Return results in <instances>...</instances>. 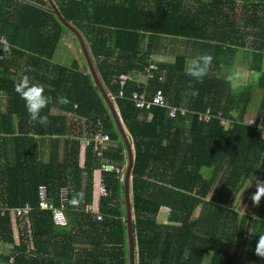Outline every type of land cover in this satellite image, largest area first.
<instances>
[{
  "label": "trees",
  "instance_id": "1",
  "mask_svg": "<svg viewBox=\"0 0 264 264\" xmlns=\"http://www.w3.org/2000/svg\"><path fill=\"white\" fill-rule=\"evenodd\" d=\"M52 2L57 10L49 0H0V209L31 207L29 232L22 228L20 245L14 244L10 215L0 213V240L13 245L2 254L4 261L14 253V264L131 263L129 151L91 69L77 58L70 64L55 60L63 32L75 35L62 18L79 31L133 140L135 264H264L254 254L264 235V198L258 206L237 209L248 178L264 180V0ZM236 5L242 7L238 20ZM3 40L11 45L10 56ZM205 53L213 56L208 74L189 88V64ZM155 55L173 59L155 61ZM82 56L88 62L84 50ZM237 57L239 65L259 73L239 91L223 77ZM149 61L157 69L139 83L133 74L145 76ZM122 73L132 77L125 85ZM19 75L44 87L48 126L28 119L14 91ZM257 86L262 100L254 126H248ZM158 88L169 105L191 112L169 118L166 107L138 108L130 99L134 91L150 98ZM194 90L199 94L193 96ZM60 96L70 102L58 104ZM205 109L210 118L199 121L195 113ZM220 118L233 123L223 127ZM101 135L110 141L99 157L95 137ZM103 163L120 172L100 174ZM99 182L106 188L100 198ZM41 186L55 208L67 190V226L55 225L51 212L38 209ZM77 193L83 201L70 203ZM162 208L165 222L158 220Z\"/></svg>",
  "mask_w": 264,
  "mask_h": 264
},
{
  "label": "built area",
  "instance_id": "2",
  "mask_svg": "<svg viewBox=\"0 0 264 264\" xmlns=\"http://www.w3.org/2000/svg\"><path fill=\"white\" fill-rule=\"evenodd\" d=\"M0 59H2V57H0ZM157 68V66L153 63H150L149 66L146 69V74L148 77H152L153 76V71ZM0 70H1V66H0ZM128 76L126 74H121L120 75V82L121 84H124L125 81L127 80ZM161 79V78H159ZM123 94V91H121V95ZM131 99L134 102V105L138 108H145V109H149L153 106H161V107H166L167 108V114L169 118H177V116L181 115V116H185L188 113H190V109L185 108V107H176L175 105H169L166 102L165 96L163 91L158 88L153 95L150 98H146L144 96L143 93H139L137 91H134L132 94ZM198 118L199 121H207L210 118V111L209 109H205L204 112H198L195 113ZM220 125L223 127L228 126L229 124H232L233 121L230 120H226L224 118H220ZM255 124V119L254 118H250L247 122L248 126H254ZM262 139H264V133H262ZM110 141V137L108 135H101V136H96L95 137V150L98 152V156L102 157L103 156V150L104 148L107 146V144ZM89 145V141H87L84 145V149L86 148V146ZM108 173V172H120V168L117 167L116 165H112V164H107V163H103V165L101 166V173ZM257 177V176H255ZM258 178V177H257ZM260 179V178H259ZM0 183H1V176H0ZM96 186L98 187V198H100V196H106V188L104 186L103 183H97ZM1 188V185H0ZM246 188V187H245ZM39 199H38V209L40 211H45V212H51L52 213V219L55 225L58 226H67L69 224V220L67 218V214H66V204L67 203V196H65L67 194V190L66 189H62V193H61V198L63 203H61L59 208H55L50 201V198L48 196L47 190L44 186H41L39 189ZM245 190V189H244ZM255 191V187H249L247 188L245 191H243V196L239 198L238 200V210L242 209V208H246L247 206H249L252 202L250 200V194L253 193ZM1 197V195H0ZM242 205V207H241ZM241 207V208H239ZM92 207L89 206L86 208V211H92ZM31 212V208L29 205H25L22 208H18V209H13V210H6V209H0V213L1 214H5L8 213L11 216V220L16 221L18 223V225H26L28 226V217L30 215ZM23 223V224H22ZM2 244L3 242L0 241V264H6L2 261ZM14 261V256H11V262Z\"/></svg>",
  "mask_w": 264,
  "mask_h": 264
},
{
  "label": "clouds",
  "instance_id": "3",
  "mask_svg": "<svg viewBox=\"0 0 264 264\" xmlns=\"http://www.w3.org/2000/svg\"><path fill=\"white\" fill-rule=\"evenodd\" d=\"M52 1L53 0H49L50 4L53 3ZM77 33H79V31H77ZM2 45H3V48H2L3 52L10 56L11 55V51H12L11 45L7 42V40H3L2 41ZM212 60H213V56L211 54L205 53V54H201V55L197 56L196 58H194L190 62L188 70L186 72V75H188L189 77L192 78L188 82V87L189 88L193 87V81H195L196 83H203L204 78L207 76L208 71H209V69L211 67ZM150 63H153V64L157 65L155 61H149L147 67L149 66ZM88 65H89V63H88ZM154 71H153V75H154ZM122 74H125V73H122ZM141 74H144V73H141ZM127 76H128V78H127V80L125 81L124 84H121V82H120L121 85H125L126 82L129 79L132 78L129 75H127ZM145 78L147 79V78H150V77H148L147 74H146ZM133 79H134V77H133ZM235 79H237V80L240 79V74L239 73H237L235 75ZM119 80H120V76H119ZM14 91L18 94V96L21 98V100H23L24 107H25V110H26V113H27V116H28V119L30 120V122H32L33 124H39L42 127L48 126V124L50 123L49 118H48L47 115L42 114V112L48 106V104L50 102V98L44 94V87L39 85V84L30 83L29 77L25 75L18 82H16L14 84ZM198 94H199L198 91L194 90L192 92L193 96H196ZM131 97H132V95L130 96V99H131ZM112 100H115V98L112 99ZM69 102L70 101L64 96L57 97V103L58 104L66 105ZM131 139H132V137H131ZM130 145H131L132 152H134V149H132V147H134L133 144L130 143ZM252 186L255 187V191L250 194V200L252 202L250 205L251 206L252 205L258 206L260 201H261V199L264 198V180H260L259 178L255 177V176H251V177L248 178V185L246 186L245 190L247 188H249V187H252ZM83 199H84V194L83 193H77V195L73 198V200L70 203L77 204L79 201H83ZM162 209H164V208H162ZM43 212H45V211H43ZM10 219H11V216H10ZM11 224H12V227H13L14 224L17 225L18 223L15 221L14 223H11ZM28 224H29V217H28ZM29 226L30 225L26 226L24 224L23 225H18V229L17 230H19L20 233H21L22 228H25L29 232ZM12 233H13V228H12ZM0 241H2V240H0ZM2 242H3V244H2V251H3L2 254H5V252L9 251L11 248L13 249V245L12 244L7 243L5 241H2ZM6 245H7V248L5 247ZM254 254L256 256L260 257L261 259H264V235L258 236V240L256 242L255 249H254ZM12 255L15 258L14 253H12L11 256ZM11 256H10L8 261H4V258L1 256L2 257V261L4 263H6V264H14V261L11 262Z\"/></svg>",
  "mask_w": 264,
  "mask_h": 264
},
{
  "label": "crops",
  "instance_id": "4",
  "mask_svg": "<svg viewBox=\"0 0 264 264\" xmlns=\"http://www.w3.org/2000/svg\"><path fill=\"white\" fill-rule=\"evenodd\" d=\"M190 1V3L191 4H194V3H205V4H210V0H189ZM235 8H236V11L238 12V10H239V12H240V8H241V5H236L235 6ZM65 37V31L63 32V36H62V40H61V43H63V41H64V38ZM70 41H72L71 40V38H68ZM248 40H254V36L252 35V36H250V38L248 39ZM67 43V42H66ZM68 56H70L69 58H68ZM64 57H66V58H68L66 61L70 64L72 61H74V59H75V57H72L71 56V52L68 50V49H66V48H63L62 50L59 48V51H58V53H57V55L55 56V60L57 61V62H63V60H61V59H64ZM153 58V60H155L156 61V59L158 58V59H163V60H165V59H173V58H161L160 56H157V58H156V55L155 56H153L152 57ZM80 60V59H79ZM81 61V60H80ZM238 62H240L239 61V59H238V57L236 58V60H235V65H238V67L236 68V74L237 73H239L240 74V77H244V78H246V76H249L252 72L254 73V71H251V70H248L247 68H245L243 65H239L238 64ZM84 66V65H83ZM133 77L135 78V80L136 81H138L139 83H144L145 81H146V78H145V76L143 75V74H141V73H135V74H133ZM19 79V78H18ZM21 79V78H20ZM19 79V80H20ZM30 82H32V84H39V85H42L40 82H38V81H30ZM233 87V86H232ZM4 100V99H3ZM257 100H259V102H257ZM261 100H262V88L261 87H255V89H254V92H253V96H252V100H251V104H250V111H252V112H254V113H249V114H251V115H249L250 116V118L252 117V116H254L255 114H256V111H257V109H258V107H259V105H260V103H261ZM254 118V117H253ZM125 130H127L126 128H125ZM128 134H129V132H128V130L126 131ZM129 136H130V134H129ZM130 138H131V136H130ZM131 143L133 144V141H132V139H131ZM133 146H134V144H133ZM132 149H134V147H132ZM129 155V154H128ZM164 211H166L167 212V210H165V209H163L162 210V212H164ZM15 221H12L11 220V223H14ZM162 222H165V221H162ZM13 237H14V244L15 245H18L19 243H18V239H17V234H18V224L16 225V224H14L13 225ZM6 248H7V245L5 246Z\"/></svg>",
  "mask_w": 264,
  "mask_h": 264
},
{
  "label": "rangeland",
  "instance_id": "5",
  "mask_svg": "<svg viewBox=\"0 0 264 264\" xmlns=\"http://www.w3.org/2000/svg\"><path fill=\"white\" fill-rule=\"evenodd\" d=\"M234 12H236V14L239 13L236 11V8L233 7ZM242 7L240 8V13L238 15H236V18L238 20V16L241 15L242 16ZM240 22L241 18H240ZM68 38H71L72 41H70ZM64 41L63 43H61L60 45V49L62 50L63 48L68 49L71 52V56L75 57L77 59H80L83 63V65L86 66L87 69H90L87 60H85V56H82V50L83 48L80 45L79 40H77V38L75 37V35H73L71 32L66 31L65 30V37L63 38ZM67 42V43H66ZM70 56H68L69 58ZM68 58L64 57V59H61L63 61H66ZM238 67V65H235V63L230 67V68H224L223 69V77L230 81L234 90L235 91H239L244 85H248L249 83H254L257 81L258 77H259V73L258 72H252L249 76H246V78L244 77H240V79H235V75H236V68ZM22 75H19L18 78H22ZM257 102H259V100H257ZM251 113H254L252 111H250ZM251 115V114H250ZM253 118V117H251ZM159 222L165 221L166 220V212H161L160 216H159ZM13 236V234H12ZM18 241V245H20V240H21V233L18 230V234L16 235ZM14 239V237H13ZM131 259V258H130ZM131 262V261H130ZM131 264V263H130Z\"/></svg>",
  "mask_w": 264,
  "mask_h": 264
},
{
  "label": "water",
  "instance_id": "6",
  "mask_svg": "<svg viewBox=\"0 0 264 264\" xmlns=\"http://www.w3.org/2000/svg\"><path fill=\"white\" fill-rule=\"evenodd\" d=\"M51 2V1H50ZM53 5V8L55 10H57L56 6L52 3ZM62 20V22L64 23V26H66L68 29H70L77 37H79V40H80V43L82 45V48L87 56V59H88V63H89V66H90V69L93 73V76L95 77V80H96V83L101 91V93L103 94V96L105 97V99L108 101L109 103V106L111 107L112 109V112L114 114V117H115V120H116V123L121 131V133L123 134V137L125 139V142H126V145H127V148H128V151H129V156H130V165H129V168H128V172H127V176H126V194H127V205H128V217H129V238H130V251H131V264H135V258H134V250H135V240H134V236H133V229H132V222H131V207H130V198H129V178L132 174V169L134 167V156H133V152L131 150V145H130V142L129 140L127 139V136L125 134V131L123 129V126H122V123L119 119V116L116 112V109H115V106L113 104V101H112V98L109 96L108 92L106 91L96 69H95V66L92 62V59H91V56L90 54L88 53V51L86 50L85 48V45L82 41V37L80 36L79 33H77V31L71 27L69 24H67L62 18H60Z\"/></svg>",
  "mask_w": 264,
  "mask_h": 264
}]
</instances>
